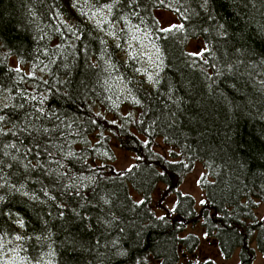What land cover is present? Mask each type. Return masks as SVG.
<instances>
[{"label":"trees","instance_id":"1","mask_svg":"<svg viewBox=\"0 0 264 264\" xmlns=\"http://www.w3.org/2000/svg\"><path fill=\"white\" fill-rule=\"evenodd\" d=\"M258 202L264 0H0V264H254Z\"/></svg>","mask_w":264,"mask_h":264},{"label":"rangeland","instance_id":"2","mask_svg":"<svg viewBox=\"0 0 264 264\" xmlns=\"http://www.w3.org/2000/svg\"><path fill=\"white\" fill-rule=\"evenodd\" d=\"M156 14L163 27H169L179 23V18L174 12L168 10H158ZM197 45L198 44L196 41L191 42L190 49L195 52L199 51ZM24 68L28 70V67ZM159 142L160 143L158 149L161 152L170 155L173 148L166 145L162 140H159ZM112 146L114 147L116 153L115 164L119 169L128 168L133 164V154L130 151H126L125 149L120 148L116 142H113ZM205 172L206 169L203 164H196V166L192 169L191 172L187 174V176L184 178L183 182L180 185V191L192 195L196 199L197 204H200V202L204 199L205 196L204 190L201 188L199 183L200 178L204 175ZM152 198L156 209L162 207L171 208L173 207V204L176 201V196L174 194L166 195L164 193L163 185H159V187L154 190ZM256 214L260 219H263L264 221V203L258 202L256 207ZM188 230L195 232L199 237V244L196 250L197 257L201 259L213 257L216 264H239V249L233 252L231 256L225 257L220 254L216 245L211 241V239L206 236L201 225L189 227ZM256 251L257 253L254 264H264V253L261 252L257 247ZM182 262L185 263V260H183Z\"/></svg>","mask_w":264,"mask_h":264}]
</instances>
